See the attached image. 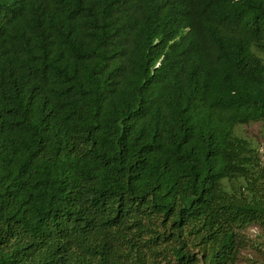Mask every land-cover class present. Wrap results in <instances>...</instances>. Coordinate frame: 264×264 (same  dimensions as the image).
Instances as JSON below:
<instances>
[{"label": "trees", "instance_id": "1", "mask_svg": "<svg viewBox=\"0 0 264 264\" xmlns=\"http://www.w3.org/2000/svg\"><path fill=\"white\" fill-rule=\"evenodd\" d=\"M253 121L264 0H0V264H264Z\"/></svg>", "mask_w": 264, "mask_h": 264}, {"label": "rangeland", "instance_id": "2", "mask_svg": "<svg viewBox=\"0 0 264 264\" xmlns=\"http://www.w3.org/2000/svg\"><path fill=\"white\" fill-rule=\"evenodd\" d=\"M239 131L244 134L245 136L251 138L256 144L261 148L264 149L263 146V132L264 126L261 124L260 121H253L247 122L242 124L239 127ZM246 234L250 237H255L258 233L264 232L260 230L256 225H250L245 230ZM251 256L248 249H241L240 254L238 256V264H245V256Z\"/></svg>", "mask_w": 264, "mask_h": 264}]
</instances>
